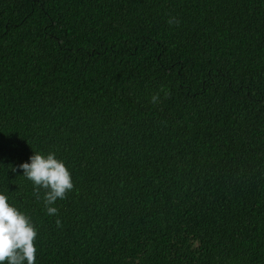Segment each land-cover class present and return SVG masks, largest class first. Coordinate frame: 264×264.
Listing matches in <instances>:
<instances>
[{
  "label": "trees",
  "instance_id": "16d2710c",
  "mask_svg": "<svg viewBox=\"0 0 264 264\" xmlns=\"http://www.w3.org/2000/svg\"><path fill=\"white\" fill-rule=\"evenodd\" d=\"M0 191L35 264H264V0H0Z\"/></svg>",
  "mask_w": 264,
  "mask_h": 264
},
{
  "label": "clouds",
  "instance_id": "9594fccd",
  "mask_svg": "<svg viewBox=\"0 0 264 264\" xmlns=\"http://www.w3.org/2000/svg\"><path fill=\"white\" fill-rule=\"evenodd\" d=\"M173 19L168 23L172 24ZM152 102L157 96L151 97ZM22 176L31 181L34 190L43 188V203L46 214L55 215L54 206L58 199H63L66 192L72 190L71 172L65 162L54 152L41 153L34 151L27 161L18 165ZM15 167L12 171H15ZM56 224L60 226L57 218ZM37 229L31 217L16 205L12 204L9 196L0 191V264H35Z\"/></svg>",
  "mask_w": 264,
  "mask_h": 264
}]
</instances>
